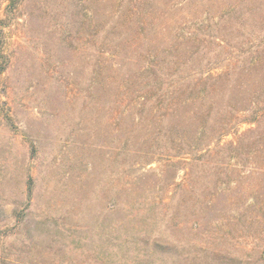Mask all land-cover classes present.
I'll list each match as a JSON object with an SVG mask.
<instances>
[{"label":"rangeland","instance_id":"1","mask_svg":"<svg viewBox=\"0 0 264 264\" xmlns=\"http://www.w3.org/2000/svg\"><path fill=\"white\" fill-rule=\"evenodd\" d=\"M227 1L165 0L174 5L162 16L161 33L170 28L175 48L152 47L151 55H175L169 74L177 67V37L203 31L201 22ZM117 6L118 0H0V264H264V47L254 78L242 77L229 94L233 107L246 110L239 116L258 122L231 130L216 157L193 164L189 192L177 187L186 178L177 159L127 165L125 178L117 147L153 153L172 146L177 115L163 123L170 79L141 76L130 53L120 59L129 83L116 80L117 49L109 40ZM255 36L241 38L240 50L263 43L264 32ZM128 180L132 188L120 190L119 204L118 182ZM117 209L144 213L148 223L135 220L133 229L145 226L150 242L168 244L165 253L149 247L144 255L115 254Z\"/></svg>","mask_w":264,"mask_h":264},{"label":"trees","instance_id":"2","mask_svg":"<svg viewBox=\"0 0 264 264\" xmlns=\"http://www.w3.org/2000/svg\"><path fill=\"white\" fill-rule=\"evenodd\" d=\"M19 1L11 0V5L17 6ZM124 1L118 0L115 33L111 32L113 38L109 40V43H113L117 49L114 56L116 80L120 86L129 83V80L122 78L123 70H127L128 66L120 60L125 56V53L131 54L126 58L131 63L134 62L141 76L153 75L157 78H169L168 92L173 97L165 105L167 114H164L162 119L163 123L168 125V117L172 119L177 115V132L174 135L176 141L173 142V145L158 148V152L152 153L150 149L144 151L142 148L129 149L126 145H119L116 157L119 168L122 170L121 174L125 178L129 177L128 168L133 167V164L137 166L151 164L154 159L163 161L177 159V167L186 171V178L177 187L181 192H189V181L194 175L193 164L196 162L205 164L209 159L216 157L218 154L216 148L222 144L224 137L231 130L236 131L242 124L254 125L258 122L257 118L250 120L247 117L239 116V112L246 110L233 107L229 103L231 98L229 94L234 91L242 77L254 78L255 68L260 60L256 54L259 47H264V41L257 46L252 45L249 50H240L239 42L245 35L256 40L255 34L264 32V0H228L222 8L220 7L219 15L201 22L205 25L203 31L199 27L189 32L188 35L182 34L180 41L178 36L177 67L172 69L170 74V66L175 55L168 53L164 59L158 61V53L151 55V48L160 47L168 51L175 48L172 38L170 39L173 34L169 32L170 28L165 29L166 34L161 33L160 28L165 26L162 20L163 14L174 4H166L165 0H131L129 8L124 11L122 10ZM183 6L184 2L177 3V10L181 12ZM185 6H188V3ZM179 29L177 22V32ZM150 31H153V34L150 33L153 35L152 37L148 33ZM202 32L204 37L201 36ZM105 39L103 41H106ZM193 41H197L196 44H198L194 51L191 49L186 51L185 47ZM102 45V50L106 53L104 47L107 46V43ZM212 57L216 62H211ZM246 57L250 59L249 66H247L248 59ZM168 58L170 61L167 60ZM216 58L221 61L218 62ZM202 60H207L208 63L204 67L199 64ZM190 61L198 62L190 66L188 63ZM3 71L0 70V75ZM172 75L173 77L177 76V82H174V85H171ZM143 111L141 110L140 113ZM152 112L156 113V110H152ZM121 114L128 117V110L120 111ZM150 119L153 118L150 117ZM194 122L197 124L195 132L191 128ZM118 126L119 124H117V128ZM236 135H239L240 139L244 134L236 132ZM131 154L134 155L135 161L128 164L127 158ZM149 156L151 158H148ZM127 165H129L128 168ZM118 186L117 200L121 204L120 190H130L132 182L129 180L124 184L118 182ZM120 213L124 215L121 216ZM179 213L181 214L180 210L177 211L178 216ZM116 214L118 217L113 225L116 233V244L113 245L115 254L123 258H129V255L134 253L144 255L150 252L149 247L152 250L158 249L159 253H165L164 247L168 244L156 239L150 242V237H147L150 235L142 232L145 226L133 229L135 220L142 222L144 219L148 223L149 218L143 216L144 213H131L127 210L122 212L121 209H117ZM153 224L150 223L149 226Z\"/></svg>","mask_w":264,"mask_h":264}]
</instances>
